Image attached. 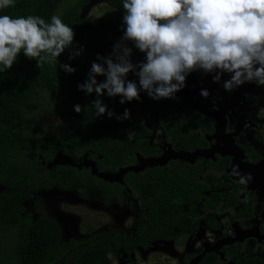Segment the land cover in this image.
I'll return each instance as SVG.
<instances>
[{
	"label": "trees",
	"instance_id": "16d2710c",
	"mask_svg": "<svg viewBox=\"0 0 264 264\" xmlns=\"http://www.w3.org/2000/svg\"><path fill=\"white\" fill-rule=\"evenodd\" d=\"M94 1L81 0L66 11L62 20L73 28L74 40L54 65L45 63L38 68L35 60H29L21 53L10 70L0 73V264H111V254H124L122 264H134L129 257L135 248L131 240H148L156 234L167 237L166 231L171 224H178L180 232L190 230L183 221L185 212L178 209L183 199L177 204L158 190L153 197H146L145 174L139 171L124 174L147 209L140 215L134 233L107 227L85 236L63 239L55 218L40 208L35 219L25 211L26 200L52 188L105 205L113 200L121 203V185L104 182L87 170L69 164L49 168L47 164L59 155L73 160L88 155L96 160L101 170L110 172L133 162L135 151L143 149L142 144L132 145L124 134L131 124L130 118L118 120L116 116H122L125 109L131 114L135 103L147 109L156 108V100L141 91L139 101L120 104V96L108 97L105 93L99 98L115 115L112 118L106 114L97 117L92 105L96 94L86 95L77 87L87 79L89 67L76 57L69 59L70 53L82 48L110 56L116 43L108 41V32L123 35V0H106L116 9L115 18H100L92 23L84 12ZM14 4V7L0 10V15L13 18L37 15L50 22L58 7L57 0H14ZM137 54L146 56L140 51ZM62 64L74 68L75 72H65ZM127 79L135 81L139 87V79L133 73ZM45 88L53 90L65 113L78 115L75 124L65 132L57 136L50 133L49 141L34 138V133L39 130L36 122L40 113L27 115L28 104L38 90ZM77 104L81 106L80 113L73 110ZM45 112L69 123L74 119L58 117L53 107ZM199 264H209L208 255Z\"/></svg>",
	"mask_w": 264,
	"mask_h": 264
},
{
	"label": "flooded vegetation",
	"instance_id": "af4514ba",
	"mask_svg": "<svg viewBox=\"0 0 264 264\" xmlns=\"http://www.w3.org/2000/svg\"><path fill=\"white\" fill-rule=\"evenodd\" d=\"M137 57L145 60L146 56ZM213 75L202 70L192 72L175 98L156 100V108L134 104V112L139 109L147 120L132 135L126 134L130 126L124 134L132 145L142 144L143 149L135 151L133 162L114 171L134 166L143 158L161 157L163 162L138 170L145 174V196L153 197L158 190L177 204L183 199L178 209L185 212L183 221L190 230L180 232L178 224H171L167 237L156 234L148 240H131L133 252L154 243L176 241L183 234L192 235L190 241L196 243L203 228L206 240L192 244L194 249L181 256V264H188L204 249L209 250L203 256L208 255L209 264H264V86L245 83L227 92L223 83L231 74L224 73L219 83L213 82ZM203 89L209 92L207 98L200 96ZM233 166H238L243 175L250 174L251 180L239 183V177L231 174ZM75 167L91 173L89 168ZM112 184L122 186L121 203L96 202L104 207L126 206L133 211L129 213L134 215L133 227L126 231L109 225L100 230L113 227L134 233L140 215L147 209L124 175L123 181ZM61 235L63 239L81 236H64L62 230Z\"/></svg>",
	"mask_w": 264,
	"mask_h": 264
},
{
	"label": "clouds",
	"instance_id": "9594fccd",
	"mask_svg": "<svg viewBox=\"0 0 264 264\" xmlns=\"http://www.w3.org/2000/svg\"><path fill=\"white\" fill-rule=\"evenodd\" d=\"M14 6V0H0V10ZM123 11V36L110 56L97 55L99 62L92 63L87 79L77 86L86 95L96 94L92 105L97 117L115 115L99 98L105 93L120 96V104L139 101L141 91L153 100L175 98L195 71L214 73V83L224 73L231 74L223 83L227 92L245 83L264 86V0H123ZM74 35L73 28L57 15L50 22L37 15H0V73L10 70L21 53L35 60L38 68L54 65L70 48ZM126 42L146 54L145 62H131L132 48ZM81 52L82 48L74 50L69 59ZM61 68L75 72L67 64ZM130 72L138 77L139 87L127 79ZM97 76L106 79L98 82ZM208 95L201 90V97ZM73 110L80 113L82 109L77 104ZM129 118L128 109L116 116ZM231 174L241 184L252 178L241 174L238 166H233Z\"/></svg>",
	"mask_w": 264,
	"mask_h": 264
},
{
	"label": "rangeland",
	"instance_id": "374dc122",
	"mask_svg": "<svg viewBox=\"0 0 264 264\" xmlns=\"http://www.w3.org/2000/svg\"><path fill=\"white\" fill-rule=\"evenodd\" d=\"M80 1L81 0H57L58 7L55 10L54 15L60 16L62 19L66 11L72 6L78 4ZM84 16L92 23H96L100 18L112 20L116 16V9L111 7L106 0H95L90 6L88 5L86 7ZM122 36L123 35L108 32L107 39L110 42L117 43ZM126 43L128 47L132 48L130 57L131 62L133 64L145 62L143 58L137 57L139 50L136 49L131 42ZM98 54L99 53H91L82 50L81 54L76 56V58L85 62L88 65L90 72L92 63L99 62L96 60ZM99 55L102 57L109 56L105 54ZM96 79L98 82H102L106 78L104 76H97ZM28 106L30 107V111L27 115H38L40 113L36 122L39 130L35 132V139H50V133L57 136L69 129L71 125H74L76 118H78V115L76 114L64 112V107L55 99L54 92L51 88L38 90L35 98L28 104ZM51 107L55 109V113L58 117L63 119L72 117L74 119H71L69 123L62 121V119L54 118L52 115L45 112ZM146 117L147 115H144V113L142 114L139 109H136L135 112L133 111L130 114L131 125L128 129H126V134L132 135V132L136 127H139V125L146 122ZM85 161H87L91 166L94 165L93 167L99 173L108 172L101 170L98 167L96 160L89 158L86 155L77 157L73 160L75 164L81 165V168L90 169L89 165L82 164ZM24 206L25 211L33 218L38 215L39 208L48 216L55 218L58 221L64 236H68L70 233L85 236L89 233L104 229L109 225H117L126 231H129L133 227L132 222L134 215L129 214H133V211H128L126 206L104 207L96 201L84 200L79 198L73 192H63L58 189H50L46 192L34 195L24 203ZM203 231V228L198 231V240L196 243L190 241L193 237L192 235L188 236L183 234L176 239V241L154 243L149 248L139 247L132 253L131 257L134 264H181V256L186 254V252L190 249H194L191 248L192 244L196 246L206 240L207 236L203 235ZM201 253L202 252H200L197 256ZM110 258L111 264H120L122 262V257L118 255L111 254ZM193 259H191L190 262Z\"/></svg>",
	"mask_w": 264,
	"mask_h": 264
},
{
	"label": "water",
	"instance_id": "95a60500",
	"mask_svg": "<svg viewBox=\"0 0 264 264\" xmlns=\"http://www.w3.org/2000/svg\"><path fill=\"white\" fill-rule=\"evenodd\" d=\"M161 162H163L161 157L160 158H143V160L140 159V161L138 162V165L122 167L118 169L116 172L114 171V172H106V173L97 172L96 169L93 167L94 165L91 166L87 161L83 162L82 164L89 165L91 173L94 174L95 176L102 178L110 183H114L117 181H123L122 177L126 172H136L142 169L145 165H155ZM56 164H70L73 166L77 165L73 162V160L70 157L66 155H59L56 158H54L49 164H47V167L49 168ZM77 166L80 167L81 165H77ZM207 251L209 250L208 249L203 250L202 253L196 258H194L189 264H197L202 259V257L205 255Z\"/></svg>",
	"mask_w": 264,
	"mask_h": 264
}]
</instances>
